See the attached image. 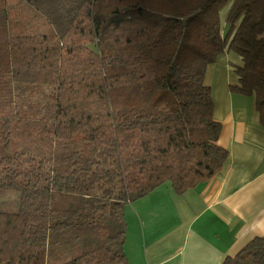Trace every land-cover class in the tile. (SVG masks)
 I'll list each match as a JSON object with an SVG mask.
<instances>
[{
  "label": "trees",
  "instance_id": "trees-1",
  "mask_svg": "<svg viewBox=\"0 0 264 264\" xmlns=\"http://www.w3.org/2000/svg\"><path fill=\"white\" fill-rule=\"evenodd\" d=\"M230 52L264 128V0H0V264H129L124 207L226 162L204 75Z\"/></svg>",
  "mask_w": 264,
  "mask_h": 264
},
{
  "label": "crops",
  "instance_id": "crops-1",
  "mask_svg": "<svg viewBox=\"0 0 264 264\" xmlns=\"http://www.w3.org/2000/svg\"><path fill=\"white\" fill-rule=\"evenodd\" d=\"M239 64L225 53L204 75L228 153L222 170L182 195L166 184L124 207L129 264H222L264 235V128L254 98L230 89Z\"/></svg>",
  "mask_w": 264,
  "mask_h": 264
},
{
  "label": "rangeland",
  "instance_id": "rangeland-1",
  "mask_svg": "<svg viewBox=\"0 0 264 264\" xmlns=\"http://www.w3.org/2000/svg\"><path fill=\"white\" fill-rule=\"evenodd\" d=\"M223 21V20H222ZM5 155V151L0 146V158ZM18 204V194L12 190H4L0 192V211H14Z\"/></svg>",
  "mask_w": 264,
  "mask_h": 264
}]
</instances>
